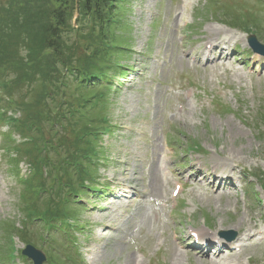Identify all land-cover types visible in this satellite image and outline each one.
<instances>
[{
	"label": "rangeland",
	"instance_id": "374dc122",
	"mask_svg": "<svg viewBox=\"0 0 264 264\" xmlns=\"http://www.w3.org/2000/svg\"><path fill=\"white\" fill-rule=\"evenodd\" d=\"M185 1L187 8L177 23L183 33L186 31L183 20L188 17L191 22L193 19L191 30L200 32L202 37L220 40L226 31L243 47L248 46L251 35L264 45V8L256 0H224L226 7L221 9L213 2L202 8L203 0ZM66 3V6L58 4L61 11H70L66 12L70 15L66 18L70 29L66 31L68 36H62L63 41L77 49L78 67L83 64L94 69L104 76L97 81L107 83L100 87L89 82L86 89L76 80L74 71L68 80H59L56 69L46 66L44 51L35 63L43 75L42 85L30 98L27 86L13 82L12 70L0 66V124L3 121L9 124L8 119L12 117L23 119L28 109L36 106H41L44 115L43 123H35L30 129L26 121L18 128L22 130L16 134L20 146L9 143L10 152L4 151V154L0 146V264H12L11 259L17 260L14 264H23L18 259L28 245L44 253L47 260L44 264H134L135 252L143 245L148 247L145 264L150 261L156 264L154 256L169 264L193 263L195 260L188 262L184 256L166 251L167 244L156 255V238L151 246L147 245L148 216L141 204L131 205L127 212L97 213L95 207H102L99 206L103 202L101 195L84 190L91 184V187L119 186L126 178L141 190L142 169L138 159L148 152L145 138L154 146L157 139L161 140L165 129L161 106L166 105V90L172 85L173 75L182 73L184 66L177 59L176 67L171 70L168 65L157 64L163 58L172 60L175 56L165 33L169 28L170 38L175 42L177 33L174 34L175 21L171 17L181 12V7L179 3L172 4V0H118L116 5H111L109 26L102 28L93 14L86 19L81 17L84 10L79 0ZM0 11L3 33L0 38H7L6 29L18 17L11 0H0ZM3 49L7 53L3 61L13 62L11 51ZM147 58L151 59L149 64ZM202 73L213 78L212 69ZM142 75L147 77L145 81ZM228 77L231 81H241V89L235 91L240 96L233 97L231 91L229 95L222 93L229 108L236 110L240 97L242 115L255 117L256 108L263 112L248 122L221 109L208 107L200 111V107H190L173 124L172 157L181 163L186 158L199 159L208 168H236L245 175L246 188L234 198L217 197L195 203L190 208L192 214L185 210L181 216L178 212L182 231L190 226L211 228L217 234H239L247 229L250 221L255 224L264 211L261 205L264 204V78L246 79L242 64L238 63ZM2 83H10L7 94L12 100L2 90ZM68 101L71 102L69 110ZM13 104L27 110L16 116ZM8 108L13 112L8 110L6 115L4 110ZM74 115L75 119L66 120ZM58 116L64 121L59 131L52 126ZM91 122L96 123L93 131ZM31 158L38 162L39 172L30 173L26 160L31 162ZM6 161H10L9 168ZM13 171L23 177L30 175L24 190L17 184L19 173L16 176ZM145 189L148 191L147 186ZM78 197L82 198L80 203L76 201ZM55 218L71 221L76 227L66 229L72 233L59 236L58 240L54 231L47 233ZM108 226H114L118 232L112 234ZM54 238L55 241H50ZM223 261L261 264L264 247L224 256Z\"/></svg>",
	"mask_w": 264,
	"mask_h": 264
},
{
	"label": "trees",
	"instance_id": "16d2710c",
	"mask_svg": "<svg viewBox=\"0 0 264 264\" xmlns=\"http://www.w3.org/2000/svg\"><path fill=\"white\" fill-rule=\"evenodd\" d=\"M11 1L18 20L6 29L8 37L0 38V66L12 70V81L27 86L28 96L30 98H32L36 89L42 85L43 75L38 65L35 63L39 61L44 51L47 54L44 58L46 66L56 69L57 78L59 80H68L69 74L72 71H77L76 80L83 81L82 83H84V80L87 79L89 75L98 73L94 69L84 66L83 64H80L78 67L76 58L78 54L77 49L68 47L63 41L62 36H68L66 31L70 29V26H67L66 22V18L70 17L66 12L70 11H61V7H58V4L63 3L64 6H66V1L68 0ZM117 1L118 0H79V5L81 4L84 10L81 13V17L86 19L90 14H93L94 18L99 21V26L105 28L109 26L112 18L113 9H111V5H116ZM2 35V31H0V37H2ZM3 48H7L11 51L13 62L3 61L7 54ZM84 88L86 87L84 86ZM60 90L62 92L63 89ZM62 94L64 95L63 92ZM67 106L69 110L71 108L70 101H68ZM23 109L22 106V111ZM24 110L27 109L25 108ZM76 117V115L69 116L66 120L71 121ZM21 121L23 124L27 121L30 125V129L34 127L35 123H43V109L41 106L29 108L27 113L23 116V119L21 116ZM95 125V122L90 123L91 131L94 130ZM52 126L55 130L59 131L60 128L64 126L63 119L59 116L56 117L52 122ZM30 160L31 162L26 160L27 163H29L35 172H39V165L36 159L31 158Z\"/></svg>",
	"mask_w": 264,
	"mask_h": 264
},
{
	"label": "water",
	"instance_id": "95a60500",
	"mask_svg": "<svg viewBox=\"0 0 264 264\" xmlns=\"http://www.w3.org/2000/svg\"><path fill=\"white\" fill-rule=\"evenodd\" d=\"M264 48V47H263ZM26 254L32 255L33 253H37L35 252L33 249L28 248V250L25 252Z\"/></svg>",
	"mask_w": 264,
	"mask_h": 264
},
{
	"label": "bare ground",
	"instance_id": "6f19581e",
	"mask_svg": "<svg viewBox=\"0 0 264 264\" xmlns=\"http://www.w3.org/2000/svg\"><path fill=\"white\" fill-rule=\"evenodd\" d=\"M145 224H146V223H145ZM202 233H203V235L206 236V237L209 236L208 233H207L206 231H203V230H202ZM150 246H151V245H150Z\"/></svg>",
	"mask_w": 264,
	"mask_h": 264
}]
</instances>
